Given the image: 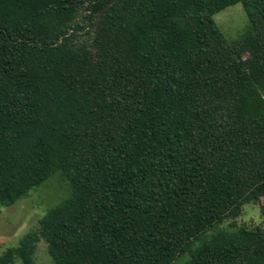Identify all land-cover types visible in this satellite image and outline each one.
<instances>
[{"label":"trees","instance_id":"1","mask_svg":"<svg viewBox=\"0 0 264 264\" xmlns=\"http://www.w3.org/2000/svg\"><path fill=\"white\" fill-rule=\"evenodd\" d=\"M56 173L0 264H264V222L221 227L264 218V0H0V205Z\"/></svg>","mask_w":264,"mask_h":264},{"label":"rangeland","instance_id":"2","mask_svg":"<svg viewBox=\"0 0 264 264\" xmlns=\"http://www.w3.org/2000/svg\"><path fill=\"white\" fill-rule=\"evenodd\" d=\"M214 20L229 41L239 39L249 24L242 4L228 7L216 14ZM70 192L64 175L56 173L43 185L32 190L26 198L11 206L0 205V255L18 246L28 232L37 230L47 211L67 198ZM263 222L259 205L247 204L239 217L226 220L221 227L231 229V226L247 225L254 228ZM33 260V264H54L44 240L37 244ZM14 264L23 263L17 260Z\"/></svg>","mask_w":264,"mask_h":264}]
</instances>
